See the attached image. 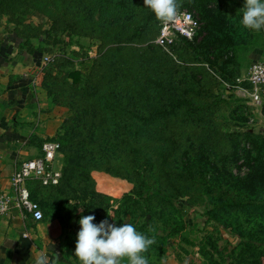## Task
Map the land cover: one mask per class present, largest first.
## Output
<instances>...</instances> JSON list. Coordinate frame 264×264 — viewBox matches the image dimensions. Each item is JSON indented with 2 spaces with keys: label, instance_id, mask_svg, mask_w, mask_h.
I'll use <instances>...</instances> for the list:
<instances>
[{
  "label": "rangeland",
  "instance_id": "1",
  "mask_svg": "<svg viewBox=\"0 0 264 264\" xmlns=\"http://www.w3.org/2000/svg\"><path fill=\"white\" fill-rule=\"evenodd\" d=\"M49 1H22L17 11H14L10 1L0 0V8L5 10L0 12V41L9 34L15 36L16 33L22 32L29 36L35 46L48 48L45 53L54 56L51 64L43 65L39 71L40 85L45 90L43 102L48 113L59 119L53 138L62 141L61 135L64 136L67 131L81 133L76 136L75 150L82 155V161L67 175L62 167L63 179L60 185L43 187L36 182L32 184V189L35 195L39 194L42 199L40 203L45 218L49 222L59 221L64 228V242L76 246L77 233L81 227L79 220L82 216H95L94 224L107 219L116 226L129 223L140 227L147 210L143 201H134L137 198L134 190L138 185L127 175L128 162L123 129L127 130L125 125L128 128L131 126L118 118L117 120L121 121L120 127L109 120L102 130L99 120L105 116L109 118L110 113L104 112L98 117L94 116L93 112L83 115L84 110L80 108L81 98L78 94L81 89H87L89 81L90 86L101 81V88L109 92L104 69L110 59L104 61L93 75H81L78 82L74 81L71 75L80 65L79 55L88 53L90 56H97L101 49L104 51L111 45V40L118 32L132 28L138 20H132L129 12L115 14L114 11H118L114 6H118L119 2L94 0L91 4L90 0H82L78 5V12L88 18H78L81 25L79 32L69 31L66 28L69 23L66 6L62 4L59 9H55L47 5ZM135 1L126 0L129 7H132ZM142 4L143 0H139V6ZM103 5L110 6L106 7L107 12H102ZM243 6L244 0H196V3L179 7L193 11L201 22L194 44L183 49V60L188 62L189 66H184L177 72L181 89L184 83L197 84L201 81L206 88L221 94L207 125L197 124L195 120L184 124L183 133L192 136L189 140H183V148L193 152L201 141L216 142L217 153H212L209 143L205 145L206 174L209 179L217 176L226 187L225 191L223 187L214 191L211 196L193 187L187 190L189 195L180 197L174 205H168L159 197L152 198L149 210L161 220L162 230L166 233L174 229L175 231L170 236L173 245L167 252L163 253L160 242H155L143 254L149 264H162L164 258L174 252V248L187 252L188 256L195 254L201 264H264V255L261 262L256 263L252 251L240 243L255 231L260 230L264 234V212L252 214L243 212L242 208L224 206L219 214L225 217L228 226L213 219L208 220L204 214L206 210L215 208L212 196L216 197L221 191L229 195L226 196L230 200L227 204L234 202V198L240 194L264 198L263 182L249 179L250 185L240 188H237L238 183H235L250 177L260 161L261 154L258 149L264 148V106L251 104L241 88L247 86L244 79L252 62L249 53L253 48L252 44L264 46V28L255 31L240 24ZM118 8L126 9L123 4ZM200 9L206 12L205 17L200 14ZM53 11L57 12L56 18L52 16ZM159 22L148 27L143 39L126 44L125 47L151 48L150 46L155 44ZM45 30H50L49 35L43 34ZM136 52L125 49L119 56L128 59ZM169 53L176 57L175 47ZM111 55L116 54L112 52ZM70 117L73 120H68ZM178 128L179 124H176L172 130ZM245 130L255 132L260 145L249 141L244 135H239L234 142L238 149L231 152V148L225 146L227 134ZM198 134L201 139L196 137ZM145 136H148V133ZM157 138L159 137H156V140ZM155 145L157 143L152 146ZM155 160L156 157H153L152 164L148 165L149 170L146 171L145 178L154 188L175 192L172 184L178 185L179 181L168 180L167 171L159 164L154 165ZM173 173L175 174V170ZM230 184L229 189L227 185ZM177 207L184 208L188 214L182 217L176 210ZM182 218L185 222H196L203 230L196 242L189 239L191 234L188 228L178 225ZM201 242L206 248L200 252ZM257 249L264 252V245L258 243ZM121 264H128L127 258H124Z\"/></svg>",
  "mask_w": 264,
  "mask_h": 264
},
{
  "label": "trees",
  "instance_id": "2",
  "mask_svg": "<svg viewBox=\"0 0 264 264\" xmlns=\"http://www.w3.org/2000/svg\"><path fill=\"white\" fill-rule=\"evenodd\" d=\"M6 1V0H2ZM11 2V6L14 11H17L19 4L23 1L40 2L42 0H8ZM113 2H119L118 6H114L118 12L115 14L131 13L132 20H138L129 29L117 33L112 40L111 45L104 51H100L97 56H90L88 53L79 55L81 57L80 65L71 73L73 80L78 82L81 79V75H93L100 69L101 64L107 61L109 64L105 67V82L109 92H106L101 88V81L96 82L94 86H90L91 81L88 82L87 89H81L78 96L80 100V108L84 110L83 115L94 113V116L98 117L101 113H110V117H104L99 120L100 127L103 130L107 121L111 120L117 127H120L121 121H126L130 128L125 125L126 129H123L124 144L127 153V167L130 179L136 181L138 185L134 190L137 198L135 202L143 201L146 205V211L144 212V220L140 227H135L138 232H141L149 237H154L156 242H160L163 253L173 245L170 240V236L174 233V230L166 233L161 228V220L156 217V214L151 210V201L154 197H159L162 201L168 205H174L175 201H178L180 197L189 195L188 189L195 187L199 191H204L210 196L214 191L222 189L225 185L220 181L217 176L209 179L206 174V149L205 145L209 143L212 153H217L216 142H203L194 149L193 152H189L188 148H183V140H189L192 134L185 135L183 133L184 124L195 120L197 124L207 125L210 117L213 116L212 109L218 104L221 98V94L213 92V89L206 88L201 81L197 84L184 83L181 89V82L179 83L177 72L184 66H189L188 62L183 60V49L186 46H192L194 44V37L192 40L184 37H180L175 47V55H171L161 45H151L149 49L137 48V47H125L126 44H130L143 39L148 27L155 26L159 20L155 17L153 12L142 6H139V0L135 1L132 7L126 0H109ZM189 1V2H188ZM82 0H50L48 6H52L55 9L64 4L66 12L68 13L69 23L67 27L69 31L79 32L81 26L78 18L83 17L87 19L88 16L82 12H78V5ZM196 3V0H180L178 1L180 6H186L188 3ZM93 4L94 0H90ZM121 3V4H120ZM123 4L126 7L122 10L120 7ZM108 5H103L102 12H107ZM110 7V6H108ZM77 8V10H76ZM120 9V10H119ZM83 10V9H82ZM5 11L0 8V12ZM56 13L53 11V17L56 18ZM202 17L206 16V12L200 9ZM77 23V25H76ZM161 21L159 22L160 30ZM50 30H45L43 34L49 35ZM156 34V36H157ZM17 37L21 39L19 48L21 50H28L30 52H42L45 53L48 48L35 46L33 41L28 35H24L22 32L16 33ZM197 35V34H196ZM155 36V38H156ZM40 37V33L38 34ZM47 37V36H46ZM58 40H54L56 42ZM155 41V40H154ZM149 47V46H147ZM125 49H129L130 52L137 51L131 58L123 59L120 55ZM114 52L116 55L112 56ZM77 54V53H74ZM56 61V60H55ZM67 61L71 62L70 59ZM74 62V61H72ZM51 64V63H50ZM188 69V67H185ZM91 89V90H90ZM216 90V88H215ZM68 120H73L70 117ZM179 124L177 130H172L173 126ZM73 126V124H72ZM148 136H145L146 133ZM81 134L74 131H67L64 136L61 135L62 141L57 138H52L60 144V153L63 154V170L64 173H71L75 169V166L82 161V155L78 154L75 150L76 136ZM239 135L246 136V139L258 143V136L255 132L250 130L238 131L235 134H227L226 147L231 148V152L238 149L234 144L236 138ZM156 137L157 138L156 140ZM197 138L199 137L196 136ZM155 140V142H153ZM153 143L157 145L152 146ZM264 145V144H263ZM154 149V150H153ZM224 149V147H223ZM230 152V153H231ZM260 161L258 162L255 170L251 173L249 178L242 182H235L237 188L243 185H250L249 179L257 182H263L264 186V148H259ZM156 157L154 165L159 164L164 170L167 171L166 178L168 180L177 179L179 184H172V189L175 192L163 191L160 188H154L150 182L145 178L146 171L149 170L148 165L152 164V158ZM225 158V156H224ZM179 161V162H178ZM62 170V175H63ZM175 170V174L173 173ZM126 175V174H123ZM176 175V176H175ZM63 176L60 180L61 184ZM39 183V181H34ZM32 182H30L32 198L39 203L42 199L39 198V194L34 193L32 189ZM41 185V184H40ZM43 186V187H55ZM230 185L227 188L230 189ZM233 188V186H232ZM36 196V197H35ZM229 195L220 192L216 197L212 196V203L215 208L206 210L204 214L208 217V220H215L221 225H227V220L224 216L219 214L224 206L237 209L242 208L243 212H250L252 214H261L264 212V198L255 197L252 195H238L235 197V201L227 204L230 201ZM226 200H224V198ZM132 198V197H130ZM41 204V203H40ZM42 206V205H41ZM175 207V206H172ZM176 210L183 217L187 211L182 207H177ZM45 214V213H44ZM178 225L189 229L191 239L196 242L201 237L202 229L194 221H186L182 218ZM203 238H201L202 240ZM200 252L206 248L203 242H201ZM242 246L252 251L257 262H261V258L264 255L263 251L257 249L258 243L264 245V234L262 231H255L253 235H250L248 239L241 240ZM215 248V247H214ZM174 251L178 253L180 259L183 258L187 252L181 249L174 248ZM187 257V256H186ZM190 264H196V257L194 254L189 256ZM250 259V258H249ZM253 262V260H252Z\"/></svg>",
  "mask_w": 264,
  "mask_h": 264
},
{
  "label": "crops",
  "instance_id": "3",
  "mask_svg": "<svg viewBox=\"0 0 264 264\" xmlns=\"http://www.w3.org/2000/svg\"><path fill=\"white\" fill-rule=\"evenodd\" d=\"M20 41L13 34L0 41V193L10 194H14V171L24 160L41 154L43 141L54 137L59 123L43 102L39 71L46 53L21 50ZM252 45L251 64L264 59V46ZM56 167H63L62 153ZM63 238L59 221L35 220L14 204L0 217V264H36L41 255L48 256L52 264L57 254L56 264H80L74 244L67 245ZM171 253L162 264H190L187 254L182 260L176 251ZM195 257L196 264H201Z\"/></svg>",
  "mask_w": 264,
  "mask_h": 264
},
{
  "label": "built area",
  "instance_id": "4",
  "mask_svg": "<svg viewBox=\"0 0 264 264\" xmlns=\"http://www.w3.org/2000/svg\"><path fill=\"white\" fill-rule=\"evenodd\" d=\"M200 26V19L193 11L179 8L174 20L161 22L155 42L171 52L180 37L192 40ZM53 60V54H46L43 57V65ZM244 80L247 86L241 88L249 102L255 106H264V59L251 64ZM59 154V142L45 139L41 146V154L26 159L19 165L11 176L14 194L0 193V217L10 212L14 204L35 220H42L45 217L41 204L32 198L30 182L36 180L43 186L58 185L62 178V168L56 167Z\"/></svg>",
  "mask_w": 264,
  "mask_h": 264
},
{
  "label": "clouds",
  "instance_id": "5",
  "mask_svg": "<svg viewBox=\"0 0 264 264\" xmlns=\"http://www.w3.org/2000/svg\"><path fill=\"white\" fill-rule=\"evenodd\" d=\"M157 20H174L179 11L178 0H143ZM240 24L247 29L259 31L264 28V0H244ZM95 216H82L74 255L80 264H121L127 258L128 264H149L144 253L156 241L154 237L138 232L129 223L116 226L107 219L94 224ZM58 254L52 264H56ZM36 264H49V257L41 255Z\"/></svg>",
  "mask_w": 264,
  "mask_h": 264
}]
</instances>
